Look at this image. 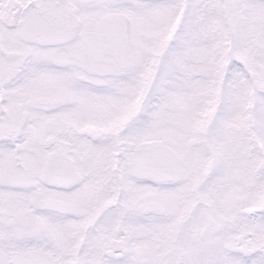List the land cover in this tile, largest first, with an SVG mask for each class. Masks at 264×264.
Masks as SVG:
<instances>
[{"label": "snow or ice", "instance_id": "1", "mask_svg": "<svg viewBox=\"0 0 264 264\" xmlns=\"http://www.w3.org/2000/svg\"><path fill=\"white\" fill-rule=\"evenodd\" d=\"M0 264H264V0H0Z\"/></svg>", "mask_w": 264, "mask_h": 264}]
</instances>
